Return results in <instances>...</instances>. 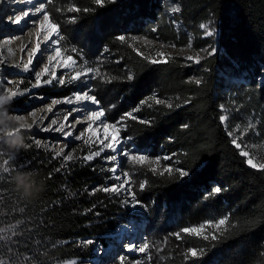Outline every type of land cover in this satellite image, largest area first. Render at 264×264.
<instances>
[{"label":"trees","instance_id":"1","mask_svg":"<svg viewBox=\"0 0 264 264\" xmlns=\"http://www.w3.org/2000/svg\"><path fill=\"white\" fill-rule=\"evenodd\" d=\"M45 11L62 58L89 79L42 92L83 90L98 102L127 141L135 208L104 191L98 160L13 144L14 157L0 159L5 263H89L107 234L134 221L141 254L110 264H264V169L249 167L228 135L251 119L264 137V0H45ZM202 25L216 28L217 48L198 63L137 50V37L211 46ZM225 104L235 106L227 127Z\"/></svg>","mask_w":264,"mask_h":264},{"label":"rangeland","instance_id":"2","mask_svg":"<svg viewBox=\"0 0 264 264\" xmlns=\"http://www.w3.org/2000/svg\"><path fill=\"white\" fill-rule=\"evenodd\" d=\"M174 10L175 7L170 8V12ZM8 23L9 21L6 20L5 16L0 17V29L8 30ZM12 29L13 28H11V30ZM201 30L203 32L201 38H212L213 44L211 46L207 45L202 48H195L192 39H190L188 45L177 47L169 43L137 37V50L153 61H163L169 55L179 54L187 61L198 63L206 56L213 54L217 48L215 43L217 37L216 28L211 25H202ZM17 35L20 37L22 34L17 33L16 30L13 29L12 32H8L5 39L8 37H16ZM2 38V40L0 39L1 47L5 44L4 37ZM57 49L59 50L58 37ZM20 57L21 53L12 48V50L4 54L1 59L0 159L5 156L13 158L15 154L12 150V145L17 143L25 148L28 146L27 144H34L36 147L51 153L54 157L61 158L63 161H70L79 156H81L85 162L98 160L109 176L106 178L107 181L113 183H106L104 191L121 195L123 203L126 204V207L130 211H133L135 204L132 202L130 182L127 174H125L126 172L124 173L118 166L120 158H126L127 141L119 136V132L115 126L109 122H107L108 124L104 122L103 117L105 116L102 109L99 108L98 103L87 91L83 90H77L71 96L67 97H51L47 93L42 92V90L46 92L61 90L64 88V85L67 84V81H69L70 86L84 87L89 79L87 75L85 73H73L74 64L71 58H61L64 63L69 60L71 64L69 65V69L60 77L48 71L44 77L38 79L35 69L37 61L32 63V67L26 73L14 74L10 72L9 75L3 74L2 71L6 70V68L11 69L14 60L16 58L20 60ZM228 79L237 80V78L235 79L233 76H229ZM8 80H12L10 85L7 82ZM79 95H81L92 108L87 111L88 119H84L83 112L80 118L74 117L66 123L65 127L69 129V127L74 124L75 119H81L85 122L78 130L74 131L70 137L66 136L68 139L65 140L63 127L55 125L56 123L53 122L54 117L51 115L40 117L38 110L46 107L53 100H63L66 102L77 99ZM220 109L223 112L221 115V122L227 127L228 118L231 116L232 111L235 110V106L233 108L231 105L225 104L221 105ZM34 113H38L39 118L37 117V119H35ZM23 117L24 119H22ZM243 123L245 125L239 124L238 120L235 121L233 129L232 131H228V135L232 138L233 145L245 158L246 164L249 167L260 170L264 169V137L260 136L257 130L254 129V122H252L251 119L245 120ZM102 124L110 126L114 133L111 132L109 135H93V131ZM8 132L15 133L11 136L4 137ZM116 141H118V144H115ZM17 147L18 145L15 146V148ZM117 149L120 151H117ZM1 166H3V164ZM121 176L124 177V181L120 178ZM4 231H6L5 227L0 228V234H3ZM114 232H116L115 236H112V233L107 234L111 239L108 241L107 245L105 247L96 245L93 250L95 256L90 259L89 263L83 260L82 264H95V259H98L97 261L101 260L98 262L100 264H110L111 262L121 260L123 256L135 257L141 254L142 247L140 245V239L142 235H140V227L137 223L130 221L127 224H121ZM120 234L122 238L118 240ZM101 254H103L104 257L110 255L105 263L103 262L104 257L103 255L101 256ZM65 263L66 262L60 264ZM0 264H6L3 257H0Z\"/></svg>","mask_w":264,"mask_h":264},{"label":"bare ground","instance_id":"3","mask_svg":"<svg viewBox=\"0 0 264 264\" xmlns=\"http://www.w3.org/2000/svg\"><path fill=\"white\" fill-rule=\"evenodd\" d=\"M3 16L9 21V31L12 32L14 29L17 33L22 34L20 37L17 35L16 37H8L5 39L9 31L0 29V39L2 40V37H4L5 43L2 47L0 46V65L4 54L10 52L12 48L21 53L20 60L16 58L11 69L6 68V70L2 71L3 74L9 75L10 72L14 74L26 73L32 67V63L36 61L37 64L35 69L38 79L44 77L48 71L60 77L69 69V65L71 64L70 61L68 60L64 63L57 49V26L51 23L46 14L44 0H0V17ZM11 28L13 29L11 30ZM11 81H7L9 85L12 83ZM91 108L92 106L79 95L77 99L66 102L63 100H53L46 107L40 108L38 112L40 113V117L46 115L54 117L53 122L56 123L55 125L63 127L66 140L68 139L66 136L70 137V135L78 130L85 122L81 119H75L74 124H72L69 129L65 127L66 123L74 117L80 118L83 112L84 119H88L87 111ZM34 117L37 119L38 113H34ZM22 119H24V117ZM104 122L106 121L104 120ZM112 131L110 126L102 124L93 131V135H109ZM14 133L15 132H8L4 137L11 136ZM115 144H118V141H116ZM119 149H117V151ZM120 178L124 181V177L121 176ZM121 238L120 234L118 240H121ZM102 255L103 254H101V256ZM109 257L110 255H106L103 262L105 263Z\"/></svg>","mask_w":264,"mask_h":264},{"label":"water","instance_id":"4","mask_svg":"<svg viewBox=\"0 0 264 264\" xmlns=\"http://www.w3.org/2000/svg\"><path fill=\"white\" fill-rule=\"evenodd\" d=\"M44 6H45V0H44ZM58 28V27H57ZM58 34H59V30H58ZM100 108V107H99ZM103 119L106 121V119H105V117H103ZM107 122V121H106ZM119 136H120V134H119ZM119 151V150H118ZM124 160H125V158H123V159H121L120 158V160H119V163H118V166L120 167V169L125 173V171H124V167H123V164H124ZM126 174V173H125ZM127 177H128V175H127ZM129 179V178H128ZM129 182H130V179H129ZM130 184V183H129ZM141 230H143V229H141ZM100 258V257H99ZM98 259H95L94 261H96L95 262V264H99L98 262L99 261H101V260H99V261H97ZM78 261V259L77 260H73V261H69V262H66L65 264H74V263H76Z\"/></svg>","mask_w":264,"mask_h":264}]
</instances>
